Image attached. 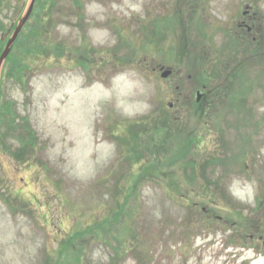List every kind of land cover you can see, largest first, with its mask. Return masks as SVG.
<instances>
[{
    "label": "rangeland",
    "instance_id": "374dc122",
    "mask_svg": "<svg viewBox=\"0 0 264 264\" xmlns=\"http://www.w3.org/2000/svg\"><path fill=\"white\" fill-rule=\"evenodd\" d=\"M15 44L0 264H264V0H36Z\"/></svg>",
    "mask_w": 264,
    "mask_h": 264
},
{
    "label": "water",
    "instance_id": "95a60500",
    "mask_svg": "<svg viewBox=\"0 0 264 264\" xmlns=\"http://www.w3.org/2000/svg\"><path fill=\"white\" fill-rule=\"evenodd\" d=\"M36 0H32L27 13L24 15V17L19 21L18 26L15 29V32L13 34V36L9 39L3 53L0 56V73H1V67L3 62L7 59V57L9 56L13 44L16 41L18 35L20 34V32L22 31L24 25L26 24V22L28 21L29 17L31 16V13L33 11L34 5H35ZM172 73L171 70H167L163 72V77H168L170 74ZM200 97V95H198ZM0 98H1V83H0Z\"/></svg>",
    "mask_w": 264,
    "mask_h": 264
},
{
    "label": "flooded vegetation",
    "instance_id": "af4514ba",
    "mask_svg": "<svg viewBox=\"0 0 264 264\" xmlns=\"http://www.w3.org/2000/svg\"><path fill=\"white\" fill-rule=\"evenodd\" d=\"M244 15L245 16L246 15L249 16V12L248 11H245L244 12ZM250 21H251V24L248 23V20L247 21L243 20L242 23L240 24L241 25L240 27H242L243 29H245V31H248V32L251 33V31H253V28H254V24L255 23L253 22V19L252 20L250 19Z\"/></svg>",
    "mask_w": 264,
    "mask_h": 264
},
{
    "label": "trees",
    "instance_id": "16d2710c",
    "mask_svg": "<svg viewBox=\"0 0 264 264\" xmlns=\"http://www.w3.org/2000/svg\"><path fill=\"white\" fill-rule=\"evenodd\" d=\"M50 18V17H49ZM18 39H19V36H18V38H17V41H18ZM0 41H1V39H0ZM17 41L15 42V43H17ZM14 45H16V44H14ZM14 47V46H13ZM13 49V48H12ZM11 57V53H10V55L8 56V58H10ZM23 69V68H22ZM22 69L21 70H19V72H16L15 71V74L13 75V77H19V79H22L23 77L25 78V77H28L29 75H30V73L29 74H24L25 73V70L23 69V71H22ZM22 71V72H21Z\"/></svg>",
    "mask_w": 264,
    "mask_h": 264
},
{
    "label": "bare ground",
    "instance_id": "6f19581e",
    "mask_svg": "<svg viewBox=\"0 0 264 264\" xmlns=\"http://www.w3.org/2000/svg\"><path fill=\"white\" fill-rule=\"evenodd\" d=\"M0 100H1V98H0Z\"/></svg>",
    "mask_w": 264,
    "mask_h": 264
}]
</instances>
